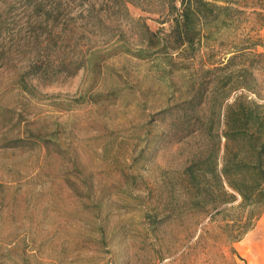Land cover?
I'll return each mask as SVG.
<instances>
[{"label":"rangeland","instance_id":"obj_1","mask_svg":"<svg viewBox=\"0 0 264 264\" xmlns=\"http://www.w3.org/2000/svg\"><path fill=\"white\" fill-rule=\"evenodd\" d=\"M100 1L63 0L56 18L43 19L22 1L0 0V264H250L219 220L166 222L158 238L145 223L161 170L180 157L161 149L136 160L165 88L150 62L105 55L121 36L133 48L135 29ZM248 2L224 38L264 44V10L255 11L264 0ZM91 50L104 61L72 73ZM32 65L40 76L26 75ZM37 130L45 142L4 145Z\"/></svg>","mask_w":264,"mask_h":264},{"label":"trees","instance_id":"obj_2","mask_svg":"<svg viewBox=\"0 0 264 264\" xmlns=\"http://www.w3.org/2000/svg\"><path fill=\"white\" fill-rule=\"evenodd\" d=\"M19 1L43 19L56 18L54 13L63 9V0ZM85 1L93 6L100 0ZM103 3L135 29L133 48L121 36L105 55L129 54L150 62L152 75L165 88L166 103L152 115L136 160L153 157L161 149L171 151L172 158L180 157L178 166L161 170L155 199L143 212L145 223L158 238L166 222L183 217L198 223L205 218L219 220L225 240L239 241L264 212V79L259 80L264 75V44L250 34L224 37L251 4L248 0ZM259 6L263 9L264 3ZM255 11L263 15L262 10ZM149 18L159 26L151 28ZM5 25L0 18V33ZM258 45L263 50H257ZM203 47L207 51L200 54ZM102 55L91 50L83 61L76 60L72 73L82 66L100 65ZM39 68L32 65L26 75L40 76ZM21 84L27 89L24 76ZM30 133L4 145L45 142L39 130Z\"/></svg>","mask_w":264,"mask_h":264},{"label":"crops","instance_id":"obj_3","mask_svg":"<svg viewBox=\"0 0 264 264\" xmlns=\"http://www.w3.org/2000/svg\"><path fill=\"white\" fill-rule=\"evenodd\" d=\"M233 247L237 254L248 263L264 264V212L242 239L233 244Z\"/></svg>","mask_w":264,"mask_h":264}]
</instances>
